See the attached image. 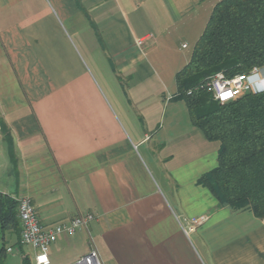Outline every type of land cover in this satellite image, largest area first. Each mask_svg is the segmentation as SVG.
<instances>
[{
	"label": "crops",
	"instance_id": "crops-1",
	"mask_svg": "<svg viewBox=\"0 0 264 264\" xmlns=\"http://www.w3.org/2000/svg\"><path fill=\"white\" fill-rule=\"evenodd\" d=\"M218 1L0 0V118L17 162L0 126V192L31 196L47 227L95 215L58 237L51 264L92 247L104 264H264V218L200 183L220 142L174 99ZM192 217L204 222L186 234Z\"/></svg>",
	"mask_w": 264,
	"mask_h": 264
},
{
	"label": "trees",
	"instance_id": "trees-1",
	"mask_svg": "<svg viewBox=\"0 0 264 264\" xmlns=\"http://www.w3.org/2000/svg\"><path fill=\"white\" fill-rule=\"evenodd\" d=\"M82 7V0H76ZM264 66V0H220L194 45L190 60L176 73L177 94L191 121L208 140L220 142L218 165L199 179L221 204L249 208L264 218V90L221 104L204 89L188 91L218 72L228 76ZM1 130L16 162L14 141L0 118ZM0 230L20 244L17 201L0 192ZM6 247L0 249L5 264ZM22 264H33L26 256Z\"/></svg>",
	"mask_w": 264,
	"mask_h": 264
},
{
	"label": "built area",
	"instance_id": "built-area-1",
	"mask_svg": "<svg viewBox=\"0 0 264 264\" xmlns=\"http://www.w3.org/2000/svg\"><path fill=\"white\" fill-rule=\"evenodd\" d=\"M136 43L142 46L143 39H138ZM254 70L264 74V66H255L249 72L237 73L233 76H228L224 72H218L205 82L190 89L188 94H191L194 90L204 89L211 93L214 100L224 104L234 101L246 93H256V91H253L254 86L250 85L247 79ZM233 81L237 82L234 84L232 83ZM229 90L235 94L228 99H221V93ZM12 198L17 201V212L21 224V241L24 245L32 248L33 264H38L37 258L44 255L45 252L47 253L48 264H51L49 251L51 246L58 240V237L62 234L74 235L79 230L87 228L95 220L93 213L78 214L67 222H61L47 227L40 222L31 196H12ZM203 222L204 219L202 217H192L187 220L183 226V230L186 234H189ZM13 249V247L8 248L9 251ZM72 264H104V261L99 251L92 247L86 254Z\"/></svg>",
	"mask_w": 264,
	"mask_h": 264
},
{
	"label": "rangeland",
	"instance_id": "rangeland-1",
	"mask_svg": "<svg viewBox=\"0 0 264 264\" xmlns=\"http://www.w3.org/2000/svg\"><path fill=\"white\" fill-rule=\"evenodd\" d=\"M182 43H186L189 45V48L186 49L185 52L191 51V44L187 40L180 42V46ZM15 238L9 237V235H4L3 232L0 230V249L4 246L6 247V259L4 260L5 264H22V259L28 254L24 250H30L28 245H24L20 239V244H14ZM22 246H24V250L22 251ZM13 247L12 251H9L8 248ZM23 255V256H22Z\"/></svg>",
	"mask_w": 264,
	"mask_h": 264
},
{
	"label": "clouds",
	"instance_id": "clouds-1",
	"mask_svg": "<svg viewBox=\"0 0 264 264\" xmlns=\"http://www.w3.org/2000/svg\"><path fill=\"white\" fill-rule=\"evenodd\" d=\"M247 79L249 84L254 86L253 91L258 92L264 90V74H261L260 72L254 70L253 73L247 77ZM236 82L237 81H233L232 83L235 84ZM234 94L235 93L231 90L223 91L221 93V99H228L232 97ZM37 260H38V264H48L47 253L45 252L44 255L39 256Z\"/></svg>",
	"mask_w": 264,
	"mask_h": 264
}]
</instances>
